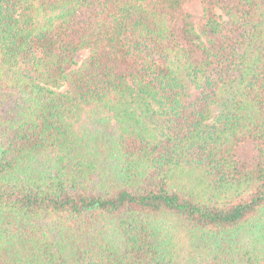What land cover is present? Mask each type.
Listing matches in <instances>:
<instances>
[{"label": "trees", "instance_id": "trees-1", "mask_svg": "<svg viewBox=\"0 0 264 264\" xmlns=\"http://www.w3.org/2000/svg\"><path fill=\"white\" fill-rule=\"evenodd\" d=\"M190 1L0 0V264H264V0Z\"/></svg>", "mask_w": 264, "mask_h": 264}, {"label": "rangeland", "instance_id": "rangeland-1", "mask_svg": "<svg viewBox=\"0 0 264 264\" xmlns=\"http://www.w3.org/2000/svg\"><path fill=\"white\" fill-rule=\"evenodd\" d=\"M204 0H192L185 4L184 9L187 13L190 14L191 20L194 24V27L199 30L200 27L205 23V12H204ZM216 14L219 15V12L215 10ZM88 50H80L72 56V61L75 68H78L82 62L88 57ZM242 146V145H241ZM239 146L237 149L238 156L243 161H248L247 159L255 155L251 143L244 144L242 147Z\"/></svg>", "mask_w": 264, "mask_h": 264}]
</instances>
